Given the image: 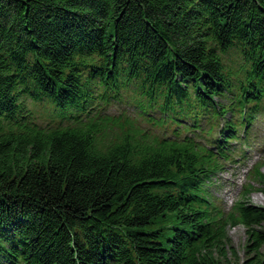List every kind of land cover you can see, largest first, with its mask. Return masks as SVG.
<instances>
[{
  "label": "trees",
  "instance_id": "trees-1",
  "mask_svg": "<svg viewBox=\"0 0 264 264\" xmlns=\"http://www.w3.org/2000/svg\"><path fill=\"white\" fill-rule=\"evenodd\" d=\"M259 123L264 0H0V264H264Z\"/></svg>",
  "mask_w": 264,
  "mask_h": 264
},
{
  "label": "rangeland",
  "instance_id": "rangeland-1",
  "mask_svg": "<svg viewBox=\"0 0 264 264\" xmlns=\"http://www.w3.org/2000/svg\"><path fill=\"white\" fill-rule=\"evenodd\" d=\"M125 108H130V110H132L133 106H131L130 103L119 102L112 106L109 109V112L118 114ZM35 111L38 121L46 123L51 120L45 109L37 107ZM252 139L253 146L246 149L248 158L240 164L227 163L223 171L217 175V177H215L210 184V192L225 210L231 209L233 205L241 199V193L244 185L248 182L249 170H251L256 163L264 161V154L260 151L261 145H264V123H259V125H257L254 129ZM243 148L246 147L244 146ZM261 172L264 173V167ZM252 182L254 187L258 189H260L263 185L255 180ZM249 197L252 204L264 207V194L260 191L252 192ZM259 228L264 230V222L259 226ZM227 236L229 239V245L235 249L239 258L243 260L245 257L244 248L247 237L246 227H229Z\"/></svg>",
  "mask_w": 264,
  "mask_h": 264
}]
</instances>
